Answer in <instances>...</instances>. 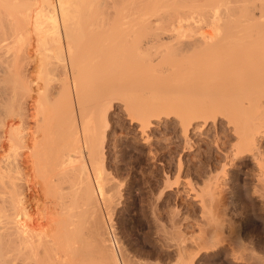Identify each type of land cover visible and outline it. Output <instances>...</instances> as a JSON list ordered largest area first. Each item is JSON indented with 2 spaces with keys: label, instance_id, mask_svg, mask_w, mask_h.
<instances>
[{
  "label": "bare ground",
  "instance_id": "6f19581e",
  "mask_svg": "<svg viewBox=\"0 0 264 264\" xmlns=\"http://www.w3.org/2000/svg\"><path fill=\"white\" fill-rule=\"evenodd\" d=\"M142 1L128 13L115 0H0V264H196L173 209L161 214L154 199L151 253L113 231L130 168L112 106L128 143L152 160L154 135L177 128V177L203 172L186 152L205 135L219 153L196 197L199 246L226 244L233 261L264 264L251 229L234 234L224 194L228 169L253 162L264 213V0Z\"/></svg>",
  "mask_w": 264,
  "mask_h": 264
},
{
  "label": "rangeland",
  "instance_id": "374dc122",
  "mask_svg": "<svg viewBox=\"0 0 264 264\" xmlns=\"http://www.w3.org/2000/svg\"><path fill=\"white\" fill-rule=\"evenodd\" d=\"M115 1L118 4L122 3L123 6L131 7V9L127 10L128 13L139 10L141 5L144 4V2L142 0H135V1H133L134 2L133 4L129 3L127 0H115ZM112 110H114V111H112ZM111 113H112L111 115L113 116V118H112L113 122L115 123V121H116V123H115L117 126L116 128H118L117 130L120 132L119 134L121 135L120 136V143H121L120 147H122V149H123V151L121 153L122 154L121 158H123V160L121 162V167L123 169L127 168L128 170L130 168L129 177H127L124 184L121 186L122 188H121V192H120L121 193L120 203L118 204V206H116L117 209L114 211V214L112 217L113 223L111 222V224H113L112 229L113 228L115 229V234L117 235V237L119 235V237L122 240L119 237L118 238L121 241H124L123 243L124 244L126 243L125 245H127V246L131 245V247L137 248L139 250L141 248V250L144 252H145V250H146V252L150 251V253L153 251V249L155 247V245L153 244L154 243L153 241L155 239L154 238L152 239L153 234L151 233L152 230L150 231L151 228H150V221L149 220H150V208H151L150 204H152L150 202H152L154 199V200H156V204H157L156 206H158L157 208H159L158 210L161 212V214H165L167 209H168L167 207H169V206L173 209L174 214H175V218H176V223H177L176 226L179 224L177 227V231H179L178 236L180 235L179 233H181L180 236L184 237V238L183 237L182 238L186 241V243L189 242V246L195 245L193 247V248L196 247L195 249H192V247L188 249L190 252V253L188 252V254L192 255V256L195 255L194 259L200 260L199 263H201V264L202 263H204V264H209V263L210 264H216V263L217 264H245L244 261L236 262V261L232 260V257L228 253V252H230V250L226 244H223L222 247L221 246L218 247L217 248L218 250L217 249H215L214 251L209 250V252H205V250L204 251L201 250V248L199 246V245H201V244H199V242H200V239L202 238L200 236H202L201 232H202V228H203V227H200V225L202 226L203 224L199 225V223H204V222H203V217H202L203 215L201 214L202 208H200V205L197 202L198 198H196V197H200V195L202 194V192L200 191L201 189L199 187L201 186L203 179H206L205 177L207 176V174L209 175V169H210L211 173H215V171L217 172L218 168H215V166L218 165L216 155H218V153H219L213 145L207 144L205 142V140H204L205 135L203 136L202 134H200V135L198 134L199 139L195 136L196 140L198 139V141L200 140V138L203 139V141L200 140L203 143L199 141V144H198L201 146V149L199 150L200 155H197L196 157L194 156L197 154V153H194V151L198 147V145L195 144L196 142L194 143V141H192V143H194V144L191 143V145L193 146L192 149H194V150L186 152V154L189 156V158L192 157V159L194 161L195 160L199 161L200 164L198 163V166L203 170V172L200 174L190 173L188 175H184V177L182 175L183 173H181L182 176L180 175V177H181V179H180L179 176L177 177L176 171H175V173H176V175H175L173 170H170V168H168L170 159L172 160V162L175 161L174 163H176V160L178 158L177 156L180 154L182 148H184L182 146L183 142L181 141L179 134H178L179 137L176 135L175 131H177L176 130L177 128L175 129V127H173L175 130L170 128L171 131L169 133L171 134V132H172V134L170 135L169 133H167L169 137L166 136L167 135L166 133H165V135L162 133L154 135V137L152 139V143H153L152 146L154 145L153 151L155 153L153 151H152V153H154L155 158L152 160L153 157L151 158V155L149 157V154L145 153L144 151H140V150L137 151L138 149L136 150V148L134 147L135 146L134 144L128 143V141H131V138L133 136V132L132 133H130L131 131L128 132V129L122 130V128L125 126V124L127 122L125 121V116L121 113V111L118 112V109L115 108L114 106H112ZM125 128H126V126H125ZM132 141H134L133 138H132ZM167 144L170 145V147ZM207 149H209V150H207ZM204 150H206V151L204 152ZM207 152H209V153H207ZM181 153H185V152H181ZM190 154H192L193 156H191ZM111 157L112 156H109L110 162H112L114 160L113 157L112 158ZM193 157H195V158H193ZM111 159H113V160H111ZM215 159H216V161H215ZM253 164H254L253 162H247V164L242 163L243 166L241 164H239V166H237V167H236V164H233V167L231 166L228 169V176H227L228 178H227V182H226V185H228V187L226 186V188H228V190L226 189L227 191L225 190V193H224L226 196L225 199L228 202L227 204H229L227 206L228 210L226 211V213L227 212L228 213H227L226 217L228 219L231 218V220H232L231 222L234 224V225H232V229L234 231V234H236L237 232H239L238 234H240V233H242V231L244 232L246 229H249V230L251 229L250 231L252 232L254 242L257 244H260L262 242L261 245H264V239H263L264 238V234H263L264 233V231H263L264 230V223H263L264 222V213L263 212L260 213L261 209L259 208L260 206H257L258 202L256 200V196L252 194L253 193L252 192V187H253L252 185H254L255 176H256L255 174L258 170V167L256 165H253ZM162 166H164V169H165L164 171L162 169ZM239 167H240V169H239ZM248 167H249V169H248ZM256 168H257V170H254ZM149 171H154L155 176H156V178L152 179V181H151V183L153 182V184H152L153 189H151L152 185L150 186V183L149 182L147 183V180H146L147 175L149 174L148 173ZM251 171H253V172H251ZM254 171H255V174H253ZM163 172L167 175H165ZM173 173H174V175H173ZM257 174H258V172H257ZM163 175H165V176H163ZM249 175L251 176V178ZM166 176H168V179H170V178L172 179V180L170 179L171 181L168 180L169 182H172L173 178L176 177V178H174L176 180L173 181L175 184L169 183V185L171 186V189H167L168 194H166V191L163 194L158 192V198H159V196H160V198L156 199L157 190H160L161 186L163 185L162 182H163V180H165ZM182 177H183V179H182ZM252 177H254V178H252ZM184 178H186L185 180H187L189 178L190 181L188 180L187 182H190V184L187 182L185 183ZM249 178H250V180H249ZM183 186H184V188H183ZM148 187H150V188H148ZM190 187H192V189ZM193 188L195 189V191L197 189V193L196 192L194 193ZM178 189H179V191H181V193L178 191ZM189 189H191L192 191ZM248 189L249 190L251 189V190L249 191ZM182 190L184 192H182ZM185 191H186V193H185ZM159 194H162V195H159ZM194 194L195 195L198 194L199 196H194ZM193 196H194V198H193ZM150 198L152 201H150ZM253 198H255V199H253ZM157 200H158V202H157ZM233 201H234V203H233ZM195 202H197V203H195ZM240 202H241V204H240ZM255 204H256V207H255ZM253 205H254V207H252V209H251L250 206H253ZM253 208L255 210L257 209V211L253 210ZM229 211H231V212H229ZM236 212H237V214H236ZM262 215H263V217H262ZM261 222H262V224H261ZM112 229H111V231H112ZM114 229H113V231H114ZM116 230H118V231H116ZM181 230H183V231H181ZM235 231H237V232H235ZM183 232H184V234H183ZM243 235H245V234H243ZM193 241H194V243H193ZM190 243L193 245H190ZM141 246H143V247H141ZM176 248H178V246H176ZM176 248H174V249H176ZM227 249H228V252H227ZM177 251L176 250L171 251V253H172L171 258L172 259L177 257L176 256L178 254ZM227 253L229 255L225 256V254H227ZM198 260H196L197 262L195 261L196 264L198 263Z\"/></svg>",
  "mask_w": 264,
  "mask_h": 264
}]
</instances>
